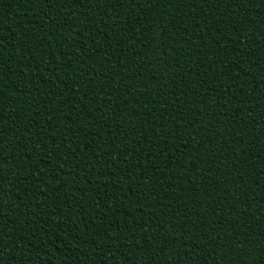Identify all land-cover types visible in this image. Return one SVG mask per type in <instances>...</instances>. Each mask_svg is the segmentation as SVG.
<instances>
[{
    "label": "trees",
    "instance_id": "16d2710c",
    "mask_svg": "<svg viewBox=\"0 0 264 264\" xmlns=\"http://www.w3.org/2000/svg\"><path fill=\"white\" fill-rule=\"evenodd\" d=\"M150 7L0 0L2 264H264V0Z\"/></svg>",
    "mask_w": 264,
    "mask_h": 264
},
{
    "label": "snow or ice",
    "instance_id": "6c2138e0",
    "mask_svg": "<svg viewBox=\"0 0 264 264\" xmlns=\"http://www.w3.org/2000/svg\"><path fill=\"white\" fill-rule=\"evenodd\" d=\"M32 2L33 3H43L46 6H48V4L59 3L60 0H32ZM89 2L90 3L103 2V3H105L106 7H107V5L112 4V0H89ZM209 2H210V0H200V3H202V4L209 3ZM211 2H214V3H217V4L223 3L226 7L232 9L233 12L237 13V15H235V17H238V19L235 20L234 24H241L242 21H245V22L247 21L244 18V14L241 13V10H240L241 9V5L244 6L245 12L248 13V6L253 4V3H256L257 0H211ZM64 3L69 5V6H71L73 4H79V5L82 4V5H84V0H64ZM173 3L179 4V5H186L189 8H194L196 0H116V4L119 5V7L121 9H123L125 12H127L129 9H132L133 6H136L138 8H143L144 5H151V7L147 9V11L156 13L157 15L161 14L160 10L163 9L165 7V5H171ZM74 11H75L74 8L72 9V11H65L64 12V16L65 17L71 16L72 12H74ZM178 11H179V8L176 9V12H178ZM138 15H139L140 19H144L143 15H141V14H138ZM172 15H173V18L175 19L176 18L175 14H172ZM83 16H84V14L80 13V18L81 19H83ZM109 19L111 20L112 18L109 17ZM73 22H74L76 27H79V23L76 22V18L75 17H73ZM260 23H261V30L264 31V13H261V21H260ZM197 27H199V25H197ZM241 27H243V24H241ZM129 31H131V29H129ZM146 31H147V28H143L136 35H138L140 37H144ZM201 32H203L202 28H201ZM162 34L165 36V38H167L166 33H162ZM105 35L107 36L108 33H105ZM136 35H134L132 37L133 41H135ZM173 35H179V33H174ZM223 38H224L225 41H227V39H228L227 36H224ZM152 39H155V37H153ZM151 42H152L151 39L147 41V43L149 45L151 44ZM251 43L255 44V40H252ZM3 47H4V43H3L2 40H0V49H3ZM157 47H159V45ZM173 50H175V49H173ZM25 51L26 52H30L31 49L30 48L29 49H25ZM13 55H15V54H13ZM55 63L57 65H59L60 61L56 60ZM213 63L216 64V65H220V64L223 63V61L222 60H218V61H213ZM2 65H3L2 53H0V80L3 79V71H5V69H3V67H2ZM9 69H11L10 66L7 69V71H9ZM261 70L264 71V66H261ZM38 75H39V73L37 72V73H35V75L33 77L34 85L36 83L35 76H38ZM56 78H58V77H53V79H56ZM113 79H114V77H113ZM194 83H199V81H194ZM69 87L71 88V85ZM37 91H38V88H37ZM0 95H2V94H0ZM225 115H227V113H225ZM54 119H55V117L53 115L49 114L48 120L52 121ZM12 131L15 132L16 130L13 129ZM2 132H3V129L0 128V133H2ZM189 135L191 136L192 133H189ZM195 135L196 136H200V132L196 131ZM179 136L182 138L183 137V133H180ZM202 139H206V137H202ZM2 146H3V137L0 136V147H2ZM9 146H11V145H9ZM136 151H139V149H137ZM207 151L211 152V149H207ZM160 153H161V155L164 154L163 148L160 149ZM164 162L166 163V161H164ZM137 178L139 179L140 177H137ZM0 179H2V177H0ZM89 182H91V181H89ZM114 183L115 182H113V184ZM38 195H39V193H38ZM0 196H5V192L0 191ZM152 199L153 200L156 199L155 195L152 196ZM138 203H139V201H138ZM21 204H23V201H21ZM2 205H4L3 201L0 200V209L4 208V207H2ZM25 207H26V205H25ZM144 207H150V205L141 204V210ZM165 207H171V205L168 204V205H165ZM14 209H15V212H19L20 211V205H17ZM20 214L22 216L32 217L30 222L35 223V217H36L35 206L33 207L32 211H30L28 213L20 212ZM2 215H3V213L0 212V217H2ZM146 215L148 216L149 220H145L143 223H138L136 225V227H138L140 230H144V229H146L149 226V221L151 220V216L153 215V213L149 212V213H146ZM206 218L207 217H205V219ZM141 219H143V218H141ZM193 223H195V221H193ZM116 224L119 226L120 222L116 221ZM9 225H11V224H9ZM169 227H173V230H175L174 226L169 225ZM237 227H241L239 222H237ZM5 229L6 228H4L2 225H0V264H2L3 257L5 255V253L3 251L5 240H7L9 243L12 244L14 252L18 249L17 241L12 238V235L6 236L5 235ZM61 231H63V229H61ZM156 231H159V226L158 225L156 226ZM262 234H264V233H262ZM166 235H167V233H166ZM181 235H183V234H181ZM220 236H221V234L218 232L217 233V237H220ZM216 238L213 239L211 242L212 243H217V239ZM109 239H112V238L109 237ZM153 239L159 240L164 245L160 249L161 252H162V250H164V251L166 250L167 243H173L174 242L173 240H168L167 243H165L164 242V240H165L164 237L154 236ZM229 242H231V245H230ZM185 246H187V243H185ZM219 249L222 252H229L230 251V252L241 254V255H244V256H249L253 252L261 251L260 247L257 244L252 243V242H248L247 241V237L245 238V240H240L238 238V236H236V235L229 236V237H227L226 240L219 239ZM156 255L158 256L159 253H157ZM110 259L114 261V264H119V261L117 260L116 256H112ZM157 264H159L158 260H157ZM177 264H178V261H177ZM243 264H248L247 260H245L243 262Z\"/></svg>",
    "mask_w": 264,
    "mask_h": 264
}]
</instances>
